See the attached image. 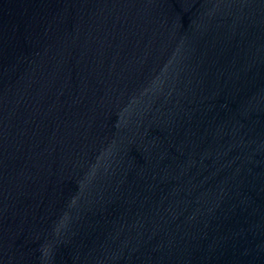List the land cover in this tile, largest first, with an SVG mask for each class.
Masks as SVG:
<instances>
[{"label":"water","instance_id":"obj_1","mask_svg":"<svg viewBox=\"0 0 264 264\" xmlns=\"http://www.w3.org/2000/svg\"><path fill=\"white\" fill-rule=\"evenodd\" d=\"M0 264H264V0H0Z\"/></svg>","mask_w":264,"mask_h":264}]
</instances>
